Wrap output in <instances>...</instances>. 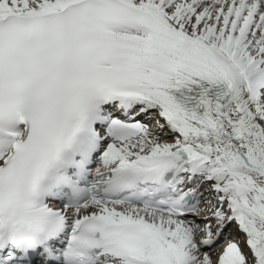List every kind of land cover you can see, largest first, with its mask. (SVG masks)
<instances>
[{
    "label": "snow or ice",
    "instance_id": "6c2138e0",
    "mask_svg": "<svg viewBox=\"0 0 264 264\" xmlns=\"http://www.w3.org/2000/svg\"><path fill=\"white\" fill-rule=\"evenodd\" d=\"M0 264H264V0H0Z\"/></svg>",
    "mask_w": 264,
    "mask_h": 264
}]
</instances>
